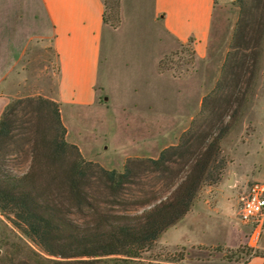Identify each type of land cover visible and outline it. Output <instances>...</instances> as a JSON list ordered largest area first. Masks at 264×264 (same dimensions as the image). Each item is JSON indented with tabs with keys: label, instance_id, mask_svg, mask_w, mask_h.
Here are the masks:
<instances>
[{
	"label": "trees",
	"instance_id": "trees-1",
	"mask_svg": "<svg viewBox=\"0 0 264 264\" xmlns=\"http://www.w3.org/2000/svg\"><path fill=\"white\" fill-rule=\"evenodd\" d=\"M104 3L105 21L116 26L120 0L113 19ZM235 3L239 18L215 87L178 143L157 157L106 168L68 141L59 102L10 100L0 115V212L39 250L14 245L0 264H152L143 254L185 217L205 185L221 180L222 140L256 92L264 0Z\"/></svg>",
	"mask_w": 264,
	"mask_h": 264
},
{
	"label": "crops",
	"instance_id": "crops-1",
	"mask_svg": "<svg viewBox=\"0 0 264 264\" xmlns=\"http://www.w3.org/2000/svg\"><path fill=\"white\" fill-rule=\"evenodd\" d=\"M233 2L120 0V24L115 27L105 21L104 0H0V115L13 98L31 95L51 98L60 103L67 139L79 145L85 157L108 168L111 166L95 158V154L101 155L110 147L107 133L99 130L98 122L89 126V121L94 113L133 107L137 120L135 135L142 136L133 141L140 148L135 154L147 155L157 149L156 135L172 141L169 136L184 130L200 110L206 94L202 63L209 52L215 9L217 5ZM129 34H134L138 45L128 50L133 74L125 77L129 80L126 86L113 71L112 58L115 40ZM189 41L195 50L197 70L185 76L162 71V58L180 43ZM36 46H42L39 50L44 53L51 51L56 66L48 63L35 67L29 74L23 73L26 56ZM134 94L137 99L133 101ZM71 124L77 125L76 131ZM90 134L95 137L92 148L82 139ZM100 135L102 141L98 140ZM89 150H94V155ZM259 163L260 170L254 177L264 182V126ZM199 203L178 222L179 226L164 232L169 243H213L174 239V233L201 226L198 221L201 217L210 219L220 213L219 207L199 208ZM240 223L250 227L241 220ZM263 232L255 248L260 253L243 264H264Z\"/></svg>",
	"mask_w": 264,
	"mask_h": 264
},
{
	"label": "rangeland",
	"instance_id": "rangeland-1",
	"mask_svg": "<svg viewBox=\"0 0 264 264\" xmlns=\"http://www.w3.org/2000/svg\"><path fill=\"white\" fill-rule=\"evenodd\" d=\"M235 1L227 5H217L215 9L209 52L202 63L205 69L206 94L211 92L215 87L232 43L239 18V7ZM106 2L111 7L110 17L113 19L118 13L119 0H106ZM119 24L120 17L115 27ZM133 36L134 34H129L115 40L116 50L112 58L113 71L118 76L124 77L123 79L121 78L124 83L129 81L125 77L132 76L133 74L132 63L128 64V50L138 45L136 38ZM40 47L42 46H36L33 51L28 52L24 61L25 68L22 71L23 73L29 74L34 71L35 67H44L48 63L51 66H56L54 64V54L51 51L49 54L48 51L44 53L42 50H39ZM46 55L51 62L46 60ZM35 63L37 64L36 66ZM261 63L262 67L255 95L250 97L251 100L245 109L244 115L231 120V129L222 140V155L226 160V165L221 180L214 185H205L200 190L191 208L192 210L197 202H200L198 207L204 206L208 209L219 207L220 213L218 215H211L210 219L205 216L201 217L198 220L201 226L197 225L194 230H181L174 233V239H177V241L180 239H191L192 241L213 243L208 245L171 244L167 239V233H163L154 247L143 254V257L147 261L151 260L152 264H243L254 254L260 253L259 248L253 251L248 246L247 241L251 229L240 223L239 211L243 196L247 193L251 182L255 180L254 175L260 170L259 148L262 139V128L264 126V42ZM160 64L162 71L174 75L185 76L195 72L197 70V59L193 43L191 41L180 43L176 49L162 58ZM125 84L128 86V83ZM110 88L112 89V87ZM28 89L34 90L35 88ZM132 89V87L128 88L131 93H133ZM133 97V101L137 99L135 94ZM135 113L136 110L133 107H129L126 110L112 108L111 111H106L104 114L101 112L92 114L89 126L98 122L99 130L107 133V144L110 145L109 149L102 152L101 155L95 154V158L111 166L108 167L109 169L113 167L122 170L129 157H157L165 147L178 143L180 135L191 125L193 120L179 134L169 136L172 141L163 140V136L156 135L157 149L153 152H148L147 155L140 156L135 154L140 152V148L133 143L135 138L142 137L141 135H135L137 122L136 118H134ZM108 116L112 118L109 119ZM71 125L74 126L76 131L75 126L77 125ZM102 138L103 136L100 135L98 140L102 141ZM82 139L83 143L92 148V141L95 142L94 136L92 137L91 135ZM86 151L88 152L87 148ZM93 152L94 150H91L89 154L94 155ZM85 158L96 161L95 159ZM230 178H232L231 182L229 181ZM177 224L174 226H179ZM233 225L234 227H232ZM263 239L264 232L261 240L263 241ZM14 245L21 247L28 245L39 250L37 245L25 237L0 212V255H4Z\"/></svg>",
	"mask_w": 264,
	"mask_h": 264
},
{
	"label": "built area",
	"instance_id": "built-area-1",
	"mask_svg": "<svg viewBox=\"0 0 264 264\" xmlns=\"http://www.w3.org/2000/svg\"><path fill=\"white\" fill-rule=\"evenodd\" d=\"M240 220L251 228L248 246L255 251L262 230H264V182L253 180L242 198Z\"/></svg>",
	"mask_w": 264,
	"mask_h": 264
},
{
	"label": "water",
	"instance_id": "water-1",
	"mask_svg": "<svg viewBox=\"0 0 264 264\" xmlns=\"http://www.w3.org/2000/svg\"><path fill=\"white\" fill-rule=\"evenodd\" d=\"M232 180H230V182H231Z\"/></svg>",
	"mask_w": 264,
	"mask_h": 264
}]
</instances>
